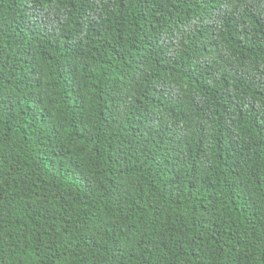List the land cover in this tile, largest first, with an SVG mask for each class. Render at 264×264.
<instances>
[{
	"label": "trees",
	"instance_id": "obj_1",
	"mask_svg": "<svg viewBox=\"0 0 264 264\" xmlns=\"http://www.w3.org/2000/svg\"><path fill=\"white\" fill-rule=\"evenodd\" d=\"M0 264H264V0H0Z\"/></svg>",
	"mask_w": 264,
	"mask_h": 264
}]
</instances>
